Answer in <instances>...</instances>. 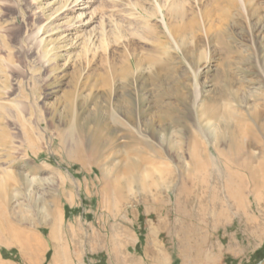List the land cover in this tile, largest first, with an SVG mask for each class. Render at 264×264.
I'll list each match as a JSON object with an SVG mask.
<instances>
[{
	"label": "rangeland",
	"instance_id": "rangeland-1",
	"mask_svg": "<svg viewBox=\"0 0 264 264\" xmlns=\"http://www.w3.org/2000/svg\"><path fill=\"white\" fill-rule=\"evenodd\" d=\"M244 2L90 0L83 25L71 0H0L1 263L264 264V162L236 163L264 155Z\"/></svg>",
	"mask_w": 264,
	"mask_h": 264
},
{
	"label": "bare ground",
	"instance_id": "bare-ground-1",
	"mask_svg": "<svg viewBox=\"0 0 264 264\" xmlns=\"http://www.w3.org/2000/svg\"><path fill=\"white\" fill-rule=\"evenodd\" d=\"M71 1L73 3V6H74L73 11L76 15L75 17L80 19L81 24L89 25V23L91 22L90 14H92L90 12L92 10L91 5H90V0H71ZM235 1H236V3H237V1H239L238 4H240L243 7V9H246V7L243 5L244 3H246V2H244L245 0H231V3L236 4V3H234ZM221 20H222V18L219 21H221ZM262 20H263V18H262ZM261 22H260V24L259 23L258 24L254 23L253 25L251 24L250 29H251V31L258 30V34H262V41L264 44V22L263 21H261ZM255 42H256V39H255ZM257 46L260 47V44ZM259 58H260V53L257 52L256 59L254 60V62L256 65H258V68H260L262 70V66H261V62H260ZM232 94H233V96H229V99H232V100L234 99L236 101L237 100L242 101L244 99V98H242L241 94L239 95L234 91H232ZM228 103H230V102L228 101ZM228 103L227 102H225V103L217 102L216 104H213V105L211 104L210 106L208 105L207 109L204 112V115L208 116L209 118L216 119V120L207 121V126L205 128L200 129L201 132L206 137V139L209 141V143L213 146H216V144H218V142L220 140L219 133H223L225 131V129L227 127L226 125L228 124V122L230 121V118L232 116V113L229 112V109H227V107H226V106H228ZM223 104H225L224 105L225 107L223 106ZM247 127H248V129L246 132L247 133L246 134L247 136L245 137L246 139L243 138L245 141V144H250V145L254 144V145L258 146L261 143H263V140L262 141L260 140L261 138H259L258 133L253 131L251 126H247ZM220 128L222 129V131ZM259 128L261 130L262 136L264 137V123L262 124L261 127L259 126ZM178 144L179 143H176L175 145H178ZM254 161L264 162V155L260 156V158L258 159L257 156L253 152L247 151V152H245V157L242 158L241 160L237 159L236 163L239 165H247L248 163H251ZM56 254L57 253H55V255L52 259L53 261H55V258L57 257Z\"/></svg>",
	"mask_w": 264,
	"mask_h": 264
},
{
	"label": "trees",
	"instance_id": "trees-1",
	"mask_svg": "<svg viewBox=\"0 0 264 264\" xmlns=\"http://www.w3.org/2000/svg\"><path fill=\"white\" fill-rule=\"evenodd\" d=\"M263 245H264V243H263ZM1 254H2L3 257L6 258V252L4 250L1 251ZM47 254H48V252H47ZM42 264H46V262H44Z\"/></svg>",
	"mask_w": 264,
	"mask_h": 264
},
{
	"label": "crops",
	"instance_id": "crops-1",
	"mask_svg": "<svg viewBox=\"0 0 264 264\" xmlns=\"http://www.w3.org/2000/svg\"><path fill=\"white\" fill-rule=\"evenodd\" d=\"M219 260H221V257H220V259ZM0 263H1V261H0ZM1 264H3V263H1Z\"/></svg>",
	"mask_w": 264,
	"mask_h": 264
}]
</instances>
